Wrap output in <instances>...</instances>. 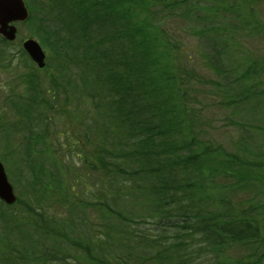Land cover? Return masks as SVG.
I'll use <instances>...</instances> for the list:
<instances>
[{
    "label": "trees",
    "instance_id": "16d2710c",
    "mask_svg": "<svg viewBox=\"0 0 264 264\" xmlns=\"http://www.w3.org/2000/svg\"><path fill=\"white\" fill-rule=\"evenodd\" d=\"M26 1L30 21L35 7ZM46 1L38 32L58 56L56 88L43 83L40 91L52 101L80 98L90 136L61 131L69 165L40 166L28 200L0 201V264H264V149L243 139L232 149L199 140L201 119L183 88L188 73L164 25L170 16L214 13L211 0H184L187 14L172 13L169 0ZM242 12L232 11L251 24ZM209 26L203 39L220 33ZM206 46V66L226 79L231 49ZM261 77L257 69L262 85ZM34 80L36 73L25 85ZM240 192L257 197L238 206ZM213 203L219 211L209 213Z\"/></svg>",
    "mask_w": 264,
    "mask_h": 264
},
{
    "label": "rangeland",
    "instance_id": "374dc122",
    "mask_svg": "<svg viewBox=\"0 0 264 264\" xmlns=\"http://www.w3.org/2000/svg\"><path fill=\"white\" fill-rule=\"evenodd\" d=\"M31 1V6L35 7L34 19L17 25V39L6 43L0 37V161L7 169L17 196L24 199L37 186L35 174L40 166L63 162L57 142L61 131L69 130L74 136H90L85 133L89 123L80 98L71 103L61 99L59 102L52 101L40 91V84L47 82L50 86V80H53L51 76L56 72L54 69H57L53 50L48 44H45L47 49L43 47L50 58V68L39 69L20 54L23 40L32 37L39 41L41 39L42 34L38 32L40 17L37 15L42 14L41 18L48 16L46 0ZM183 1L169 0V3L176 6L172 13H180L181 10L187 14ZM211 5L217 9L214 13L203 12L199 19L194 16L192 21L185 16H170L164 24L169 32L170 42L177 48V64L186 67L185 72L188 73L184 81L189 86L184 84L183 88L188 92L189 100L191 98L194 101L193 106L198 110L196 116L201 119V127L198 129L201 132L198 136L202 137L199 140L210 142L214 148L223 146L225 149H232L235 143L240 144L243 139L250 145H258L264 149V138L260 137L264 136V130L261 129L264 128V0H211ZM224 6L230 9H223ZM241 6L242 18L250 21L249 25L239 21L232 13ZM214 17L219 20L216 22ZM50 20L46 21L51 25L50 29H57L53 20ZM210 21L216 24L212 25ZM205 26L212 29L219 27L217 29L220 33L213 32L203 39L200 32ZM207 40L220 43L223 49H231L224 60L228 70L226 79L206 66L205 57L210 54L206 46ZM242 62L248 65L244 69H241ZM29 64L37 70L38 81L34 80L32 85L27 86L24 84L25 80H30L26 73ZM59 65L63 69L67 64L60 58ZM193 68L194 79L189 82ZM257 69L262 72V85L254 78ZM242 74L247 78L244 83H240ZM23 77L25 79L21 81ZM59 97L64 99V96ZM232 99L236 102L235 105H232ZM21 110L25 111L23 116H19L18 112ZM91 136L96 134L91 133ZM69 158L70 156L66 161ZM63 163L69 165L65 161ZM71 176L68 174L66 178V184L70 186L74 180ZM31 177L33 180L29 182ZM248 197L240 192L233 198L234 203L240 206L243 204L242 198L253 199L257 195L254 193L253 197ZM251 199L248 201L251 202ZM209 208L212 210L209 213L219 211L216 203Z\"/></svg>",
    "mask_w": 264,
    "mask_h": 264
},
{
    "label": "water",
    "instance_id": "95a60500",
    "mask_svg": "<svg viewBox=\"0 0 264 264\" xmlns=\"http://www.w3.org/2000/svg\"><path fill=\"white\" fill-rule=\"evenodd\" d=\"M29 13L23 0H0V32L8 39L15 37L16 28L10 26V22L24 21ZM24 47L30 56L39 63L44 65L45 55L38 43L29 39L24 43ZM0 197L7 203H13L16 196L13 187L8 181L4 165L0 162Z\"/></svg>",
    "mask_w": 264,
    "mask_h": 264
}]
</instances>
